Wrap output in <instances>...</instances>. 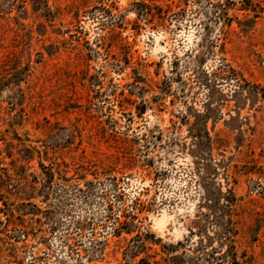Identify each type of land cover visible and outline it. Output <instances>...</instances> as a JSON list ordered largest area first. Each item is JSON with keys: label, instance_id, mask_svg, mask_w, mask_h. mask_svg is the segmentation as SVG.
I'll return each instance as SVG.
<instances>
[{"label": "rangeland", "instance_id": "rangeland-1", "mask_svg": "<svg viewBox=\"0 0 264 264\" xmlns=\"http://www.w3.org/2000/svg\"><path fill=\"white\" fill-rule=\"evenodd\" d=\"M0 264H264V0H0Z\"/></svg>", "mask_w": 264, "mask_h": 264}]
</instances>
